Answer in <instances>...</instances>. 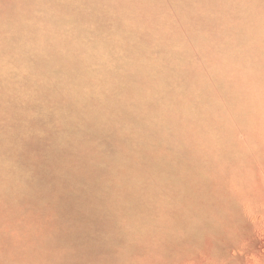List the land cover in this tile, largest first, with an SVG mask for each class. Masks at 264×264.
Listing matches in <instances>:
<instances>
[{
    "label": "clouds",
    "instance_id": "9594fccd",
    "mask_svg": "<svg viewBox=\"0 0 264 264\" xmlns=\"http://www.w3.org/2000/svg\"><path fill=\"white\" fill-rule=\"evenodd\" d=\"M40 6L0 0V203L14 206L29 191L38 165L29 145L43 142L102 169L97 184L114 234L136 214L170 219L179 178L166 154L213 123L225 86V24L243 25L247 5L62 0L50 22L34 18ZM132 7L143 10V24L123 19ZM249 89L264 97V74ZM72 254L69 247L61 256Z\"/></svg>",
    "mask_w": 264,
    "mask_h": 264
},
{
    "label": "rangeland",
    "instance_id": "374dc122",
    "mask_svg": "<svg viewBox=\"0 0 264 264\" xmlns=\"http://www.w3.org/2000/svg\"><path fill=\"white\" fill-rule=\"evenodd\" d=\"M61 2L33 0L41 5L34 18L54 21ZM239 2L247 5L244 24H225V86L215 96L213 123L166 154L179 178L174 215L136 214L114 234L97 184L102 169L37 142L29 145L38 157L29 191L14 206L0 203V264H264V97L244 90L264 74V0ZM161 15L162 23L171 19ZM122 17L144 23L140 8ZM3 36L0 29V65ZM69 247L72 256H61Z\"/></svg>",
    "mask_w": 264,
    "mask_h": 264
}]
</instances>
